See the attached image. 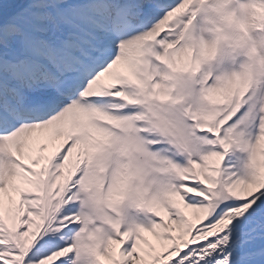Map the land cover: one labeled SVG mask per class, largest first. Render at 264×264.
<instances>
[{
	"label": "snow or ice",
	"instance_id": "obj_1",
	"mask_svg": "<svg viewBox=\"0 0 264 264\" xmlns=\"http://www.w3.org/2000/svg\"><path fill=\"white\" fill-rule=\"evenodd\" d=\"M0 264H264V0H0Z\"/></svg>",
	"mask_w": 264,
	"mask_h": 264
}]
</instances>
